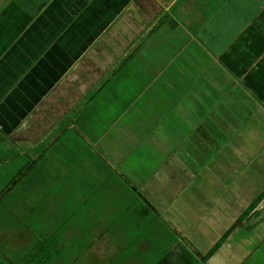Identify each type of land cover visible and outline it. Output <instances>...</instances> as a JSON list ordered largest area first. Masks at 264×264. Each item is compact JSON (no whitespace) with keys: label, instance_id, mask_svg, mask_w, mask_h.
Listing matches in <instances>:
<instances>
[{"label":"crops","instance_id":"obj_1","mask_svg":"<svg viewBox=\"0 0 264 264\" xmlns=\"http://www.w3.org/2000/svg\"><path fill=\"white\" fill-rule=\"evenodd\" d=\"M71 129L89 155L64 178L89 215L179 217L163 264L227 230L204 264H264V185L244 170L264 173V0H0V131L45 155Z\"/></svg>","mask_w":264,"mask_h":264},{"label":"rangeland","instance_id":"obj_2","mask_svg":"<svg viewBox=\"0 0 264 264\" xmlns=\"http://www.w3.org/2000/svg\"><path fill=\"white\" fill-rule=\"evenodd\" d=\"M71 115L73 112H70L68 118ZM65 119L66 115L59 122V129L52 131L53 134L63 129ZM208 124L212 126L215 121L208 120ZM211 134L214 136L215 130ZM59 139L61 141L57 144L58 148L55 146L56 149L43 155L46 142L31 145L29 142L20 141L13 145L0 131V264H20L18 262L25 259L24 255L37 246L38 243L34 240L40 238L44 241L41 245L45 244L55 228L62 236L58 247L65 249L64 255L55 259L62 261L61 264H131L128 263L129 259L136 256H141L142 264H163L166 250L174 243V239L180 238L175 226V220L178 222L179 217H174L173 221L165 215L151 218L135 214L117 221L113 214L116 211L113 210L110 211L109 217H105L108 224L104 225L103 213L89 215L87 208L90 201H85L81 191L80 195L77 191L75 194L72 182L64 178L65 172L72 170L73 164L81 165L82 157L89 155L88 141L83 139L76 129H71V132L65 130L63 135H59ZM194 139L195 137H191L190 142ZM62 143L66 150L60 149ZM263 146L261 143L259 148ZM226 154L233 155L229 151ZM94 155L97 153L94 152ZM258 155L263 157L264 153L260 151ZM98 156L104 161V157L100 154ZM76 158H80V164ZM32 160L35 165L29 169L27 167ZM20 170L22 174L17 176ZM244 170L252 173L250 176L247 174L246 180L254 183L257 189L264 185L262 169ZM209 175L207 177H211V173ZM207 188L213 191L212 186L208 185ZM249 192L250 194L247 191L249 195L253 194L252 190ZM96 196L97 194L94 198ZM163 210L162 208L161 211ZM173 210L175 211L172 214L177 216L186 212L181 204L174 205ZM178 210L180 212H177ZM78 226V235L72 234V229ZM148 229L151 230L149 233ZM26 231L30 233L31 239ZM144 237L151 241V246L147 249L140 247V240ZM212 239L208 238L206 242ZM199 244L203 245L201 241H194L198 250ZM206 251L207 248L199 252L204 254ZM221 256L220 253L218 257ZM214 259L218 264L215 255L208 264H212ZM196 264L204 263L200 261Z\"/></svg>","mask_w":264,"mask_h":264},{"label":"trees","instance_id":"obj_3","mask_svg":"<svg viewBox=\"0 0 264 264\" xmlns=\"http://www.w3.org/2000/svg\"><path fill=\"white\" fill-rule=\"evenodd\" d=\"M19 173L22 174V171L21 170L18 171L17 176ZM263 195H264V191L255 198L254 204H256L262 198ZM252 206L253 205H251L250 208H252ZM244 215L245 213L241 214L240 217L234 222L232 226L237 225L241 221V219L244 217ZM228 232L229 230H227L205 254L203 255L198 254L199 257L201 258L202 263H204L205 260L221 245L223 240L226 238ZM61 238H62L61 232L60 233L56 232V228L55 230H53L52 234L50 235L49 240L45 241V244L41 245L42 243H44V241L40 240V238L38 239L36 238V240L34 241H37L36 242V244L38 243L37 246L36 247L34 246L33 250L31 251L29 250L28 253L24 255L25 259L22 261H19L18 263L20 264H57L59 262V264H61L62 261L55 260L57 259V257L59 258L62 255H64V252H65V249H63L61 246L58 247V243L60 244ZM38 247L39 249H37Z\"/></svg>","mask_w":264,"mask_h":264}]
</instances>
